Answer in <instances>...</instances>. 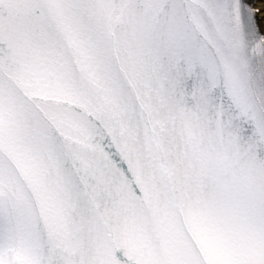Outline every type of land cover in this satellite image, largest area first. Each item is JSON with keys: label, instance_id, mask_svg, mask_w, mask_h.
I'll return each instance as SVG.
<instances>
[{"label": "snow or ice", "instance_id": "1", "mask_svg": "<svg viewBox=\"0 0 264 264\" xmlns=\"http://www.w3.org/2000/svg\"><path fill=\"white\" fill-rule=\"evenodd\" d=\"M0 264H264V0H0Z\"/></svg>", "mask_w": 264, "mask_h": 264}]
</instances>
